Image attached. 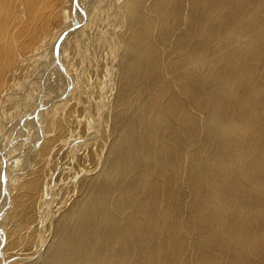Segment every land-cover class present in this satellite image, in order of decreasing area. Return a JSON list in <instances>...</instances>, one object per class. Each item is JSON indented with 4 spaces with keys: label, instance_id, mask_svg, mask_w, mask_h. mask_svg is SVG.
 I'll use <instances>...</instances> for the list:
<instances>
[{
    "label": "bare ground",
    "instance_id": "6f19581e",
    "mask_svg": "<svg viewBox=\"0 0 264 264\" xmlns=\"http://www.w3.org/2000/svg\"><path fill=\"white\" fill-rule=\"evenodd\" d=\"M107 1L0 0V99L43 42L55 50L44 93L19 94L27 124L0 141V264H264V0H113L109 147L77 157L51 240L33 228L41 163L83 98L69 50Z\"/></svg>",
    "mask_w": 264,
    "mask_h": 264
},
{
    "label": "rangeland",
    "instance_id": "374dc122",
    "mask_svg": "<svg viewBox=\"0 0 264 264\" xmlns=\"http://www.w3.org/2000/svg\"><path fill=\"white\" fill-rule=\"evenodd\" d=\"M113 5V0L105 3L97 19L77 33L73 39V49L69 50L67 64L70 65L71 75L77 80V85L84 86L82 89L83 98L80 102L76 94L72 102L64 107L65 110L60 115V121L65 120L66 123L69 120V114H74L76 127L69 128L70 126H68L66 138L55 140L51 151L41 163V165H45V170L35 206L33 228L42 233L48 241L53 236V219L60 215L65 206H69L73 202L78 192L76 185L84 176V171L87 168L88 162L80 164L77 157L88 155L91 152H95L98 158L103 157L111 141L108 117L110 108L108 104L105 105V101L110 104L117 92L116 65L122 50L118 41L119 32L124 29L123 21L117 10H114ZM42 44L43 46L32 54V58L27 61L26 65L20 67L21 69H14L16 73L14 77L10 78L7 89L3 91L6 96L0 99L1 143H7L14 131L20 127L19 119H21L22 125L27 124L28 113L20 108L22 102L19 94L27 89L33 90L41 87L39 95H42L46 89L45 76L43 75L51 67L49 63L52 61L55 50L48 40ZM75 46L80 47L75 48ZM22 58L23 56L18 55L17 61L19 62ZM92 67H96L97 73ZM54 88L56 86L52 85L50 90ZM35 99H39L38 96ZM78 117L84 124L79 128L77 127ZM57 129L53 128V134L57 133ZM29 132L30 130L26 136ZM39 163H34L26 175L37 171ZM34 176H36L35 173ZM16 188L12 189L11 200L16 196ZM6 224L5 231L8 232L10 225ZM19 250L23 254L26 252V255L32 251ZM9 251L10 249L7 253Z\"/></svg>",
    "mask_w": 264,
    "mask_h": 264
}]
</instances>
